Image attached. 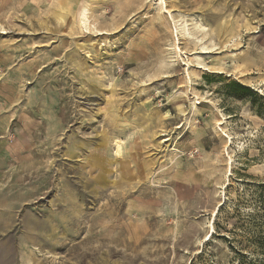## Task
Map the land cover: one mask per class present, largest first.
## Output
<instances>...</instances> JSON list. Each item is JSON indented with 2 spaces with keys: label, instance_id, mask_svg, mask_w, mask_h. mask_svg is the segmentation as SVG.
I'll return each mask as SVG.
<instances>
[{
  "label": "rangeland",
  "instance_id": "obj_1",
  "mask_svg": "<svg viewBox=\"0 0 264 264\" xmlns=\"http://www.w3.org/2000/svg\"><path fill=\"white\" fill-rule=\"evenodd\" d=\"M0 264H264V0H0Z\"/></svg>",
  "mask_w": 264,
  "mask_h": 264
},
{
  "label": "bare ground",
  "instance_id": "obj_2",
  "mask_svg": "<svg viewBox=\"0 0 264 264\" xmlns=\"http://www.w3.org/2000/svg\"><path fill=\"white\" fill-rule=\"evenodd\" d=\"M88 21H89V19L87 17V12H86V10H83L79 14V23H80V26L82 28H87L88 27ZM185 32H186V30H185ZM203 49L205 50V48H203ZM176 50L179 52V49L177 47H176ZM121 153H122V146H121L120 142H116L115 143V155L116 156H120Z\"/></svg>",
  "mask_w": 264,
  "mask_h": 264
},
{
  "label": "trees",
  "instance_id": "obj_3",
  "mask_svg": "<svg viewBox=\"0 0 264 264\" xmlns=\"http://www.w3.org/2000/svg\"><path fill=\"white\" fill-rule=\"evenodd\" d=\"M230 87H231V88H235V90H236L237 92H240V91H247V89L242 88V87H241L240 85H238V84H231Z\"/></svg>",
  "mask_w": 264,
  "mask_h": 264
}]
</instances>
